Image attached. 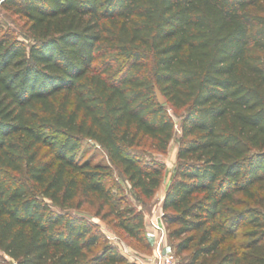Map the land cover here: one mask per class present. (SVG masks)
<instances>
[{
	"label": "trees",
	"instance_id": "trees-1",
	"mask_svg": "<svg viewBox=\"0 0 264 264\" xmlns=\"http://www.w3.org/2000/svg\"><path fill=\"white\" fill-rule=\"evenodd\" d=\"M30 43L0 24V251L16 264H120L85 216L97 205L152 245L121 207L101 146L144 199L180 119L163 220L177 264H264V0H4ZM158 87L166 102H159Z\"/></svg>",
	"mask_w": 264,
	"mask_h": 264
},
{
	"label": "rangeland",
	"instance_id": "rangeland-1",
	"mask_svg": "<svg viewBox=\"0 0 264 264\" xmlns=\"http://www.w3.org/2000/svg\"><path fill=\"white\" fill-rule=\"evenodd\" d=\"M24 23L25 19L15 13L14 8H8L0 5V24L3 26L4 30L13 34V36L23 44L28 45L30 43V38L26 32ZM175 120V138L166 152H157L151 148L150 142L147 140H142L141 144L133 149L134 152L140 155L144 161L159 163L163 168V184L157 191L155 197L151 200L144 199L136 190L131 188L126 178L122 176L120 172L111 164L106 151L101 146L90 140L82 141L78 154L80 162L89 161L92 164H101L111 167L112 174L108 179V184L116 192L117 203L122 208L126 205H132L136 207V209L142 210L145 213L147 225L146 233L149 240L152 241V245L150 246L147 243H140L127 237L118 227H116L115 220L112 217L103 218L102 215L97 213V205L91 206L89 204H85L78 210H72V213L87 217L96 226V228L100 230L102 239L100 244L95 248L96 253H101L105 247L112 246L127 260L126 263L120 264H148L152 259L155 251V241L154 238H152V233L150 231L151 217L156 212H159L158 214H160L163 219L165 214L163 210L164 196L167 186L170 183L178 165L179 138L181 131L179 117L176 116ZM168 237L166 251L171 252L178 262V257H176ZM0 264H16V262L0 251Z\"/></svg>",
	"mask_w": 264,
	"mask_h": 264
},
{
	"label": "built area",
	"instance_id": "built-area-1",
	"mask_svg": "<svg viewBox=\"0 0 264 264\" xmlns=\"http://www.w3.org/2000/svg\"><path fill=\"white\" fill-rule=\"evenodd\" d=\"M4 0H0V5ZM156 212L151 217L150 231L155 241L154 255L148 264H177L173 254L166 251L168 228L162 219V216Z\"/></svg>",
	"mask_w": 264,
	"mask_h": 264
},
{
	"label": "water",
	"instance_id": "water-1",
	"mask_svg": "<svg viewBox=\"0 0 264 264\" xmlns=\"http://www.w3.org/2000/svg\"><path fill=\"white\" fill-rule=\"evenodd\" d=\"M155 90H156V94H157V97H158V99H159V102L162 103V104H164V103L166 102V100H165V98L163 97L161 91L159 90L158 87H156Z\"/></svg>",
	"mask_w": 264,
	"mask_h": 264
}]
</instances>
